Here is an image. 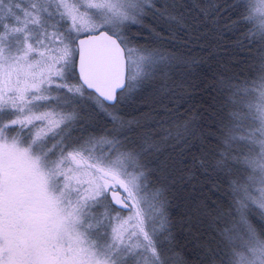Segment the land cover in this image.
<instances>
[{
    "label": "snow or ice",
    "instance_id": "snow-or-ice-1",
    "mask_svg": "<svg viewBox=\"0 0 264 264\" xmlns=\"http://www.w3.org/2000/svg\"><path fill=\"white\" fill-rule=\"evenodd\" d=\"M221 25L246 29L252 72H216L200 121L174 116ZM138 98L168 120L142 123ZM197 140L188 182L227 202L193 200L186 256L168 193ZM0 264H264V0H0Z\"/></svg>",
    "mask_w": 264,
    "mask_h": 264
},
{
    "label": "trees",
    "instance_id": "trees-1",
    "mask_svg": "<svg viewBox=\"0 0 264 264\" xmlns=\"http://www.w3.org/2000/svg\"><path fill=\"white\" fill-rule=\"evenodd\" d=\"M210 0H206V3ZM232 15H236L233 13ZM245 28H241L238 31H227L224 25H221L220 31L223 35L219 36L218 43L213 42L211 44H205L203 46L193 45L191 49V56L195 60L194 71L195 77L185 82L184 86L179 90V94L185 97V102L180 108L179 112L174 113V116H184L185 119L195 117L197 122L200 121L203 115L206 105L211 100V96L214 95V90L211 86L213 84V75L227 69L229 72H239L241 76H248L252 72L251 62L248 60L253 52L243 51L238 52L237 41L243 35ZM136 31L135 26L132 27L129 34L132 35ZM143 37H141V40ZM239 65V67H237ZM201 81H203L201 85ZM201 85L193 88L192 85ZM207 89V91H206ZM164 103H168L165 101ZM154 105V107H153ZM138 110L134 113L135 117L140 119L142 123L157 122L163 123L168 120L167 115H157V113H164L166 110L163 105L158 103L157 100L138 98L137 101ZM131 118V117H128ZM105 125L107 122H103ZM110 127V125H107ZM156 128H145L144 131L152 132L158 131ZM205 135L208 136V140L204 142L205 147L212 149L215 148V130L205 129ZM201 141H195V147H193L188 154L180 156L179 150L175 154V160L177 163V176H183L184 180L179 184L172 187L168 193L169 205L168 213L174 224V232L177 237V250L183 249L186 256L191 254L185 247V236L188 235L185 227L187 221V214L193 207V200L197 203L200 199L207 200L209 204L213 201L217 205L225 204L227 197L223 195L224 185L220 184L218 180L213 176L211 178L206 177L197 172L196 179L188 182V174L190 172H196V168L193 165V157L200 155L199 144ZM163 159V157H161ZM240 175L234 172V176ZM253 222L259 225L261 223L256 217H252Z\"/></svg>",
    "mask_w": 264,
    "mask_h": 264
}]
</instances>
